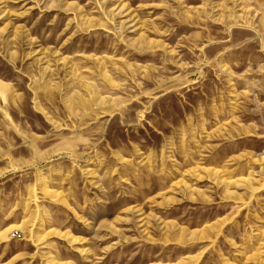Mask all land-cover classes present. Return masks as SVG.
Segmentation results:
<instances>
[{
  "label": "rangeland",
  "instance_id": "374dc122",
  "mask_svg": "<svg viewBox=\"0 0 264 264\" xmlns=\"http://www.w3.org/2000/svg\"><path fill=\"white\" fill-rule=\"evenodd\" d=\"M0 264H264V0H0Z\"/></svg>",
  "mask_w": 264,
  "mask_h": 264
}]
</instances>
